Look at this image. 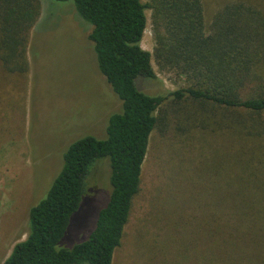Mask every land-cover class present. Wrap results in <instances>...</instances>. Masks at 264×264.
<instances>
[{"label": "trees", "instance_id": "trees-1", "mask_svg": "<svg viewBox=\"0 0 264 264\" xmlns=\"http://www.w3.org/2000/svg\"><path fill=\"white\" fill-rule=\"evenodd\" d=\"M55 1H72L90 24L98 69L121 108L108 117L105 138L86 134L67 146L60 171L29 209L26 238L1 264H113L141 191L157 111L170 97L177 109L189 98L206 116L176 124L188 134L169 147L195 148L197 159L189 155L151 197L138 231L156 257L151 263L264 264V10L227 0L206 24L203 0ZM146 9L153 55L141 46ZM40 10L39 0H0V87L4 73L27 75L29 33ZM152 56L194 84L166 95L143 92L137 79L156 77ZM103 159L111 185L105 205L86 239L57 247Z\"/></svg>", "mask_w": 264, "mask_h": 264}, {"label": "rangeland", "instance_id": "rangeland-1", "mask_svg": "<svg viewBox=\"0 0 264 264\" xmlns=\"http://www.w3.org/2000/svg\"><path fill=\"white\" fill-rule=\"evenodd\" d=\"M225 1L203 0L206 24ZM246 1L264 10V0ZM39 2L40 15L27 45L28 73L17 78L4 73L5 85L0 87V264L14 244L26 238L29 209L45 195L60 171L67 146L86 134L105 138L108 117L121 108V100L98 69L88 38L91 26L76 13L73 2ZM145 13L141 46L153 55L151 10ZM151 63L156 77L137 79V86L147 94L166 95L194 84L189 75L159 65L154 56ZM171 99L167 98L157 111L160 120L151 133L142 165L141 191L113 264H152L156 257L150 259L145 241L141 244L138 238L151 197L171 170L187 165L189 155L197 159L195 148L191 154L187 150L191 147L173 150L169 143L188 134L175 128L177 122L205 118L206 112L195 108L189 98L177 109ZM86 183L80 205L57 244L59 248H71L88 237L111 190L107 159L95 164Z\"/></svg>", "mask_w": 264, "mask_h": 264}]
</instances>
